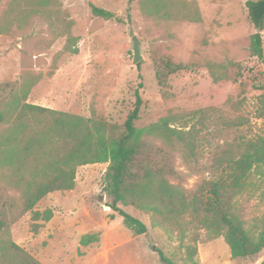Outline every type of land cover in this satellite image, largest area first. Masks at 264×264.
<instances>
[{"label": "rangeland", "instance_id": "obj_1", "mask_svg": "<svg viewBox=\"0 0 264 264\" xmlns=\"http://www.w3.org/2000/svg\"><path fill=\"white\" fill-rule=\"evenodd\" d=\"M89 3L120 20L93 16ZM245 0H0V83L27 90L26 102L82 118L98 119L121 130L141 98L137 127L167 118L181 131L173 139L168 176L187 199L208 181L226 177L228 163L247 139L264 136L257 118V96L264 92V65L249 51L254 27ZM130 18L128 19L127 14ZM132 31L142 58L132 63ZM264 50V29L261 33ZM185 68L160 88L155 61ZM1 131V130H0ZM156 147H168L149 136ZM107 162L76 167L74 186L44 195L31 210L10 223L0 238L18 244L42 264H260L264 249L248 257L230 256L222 236L209 238L192 217L166 231L151 214L120 207L147 226L134 234L106 207ZM263 169L244 177L237 196L243 218L264 214ZM5 171L0 170V182ZM19 189L7 188L15 202ZM51 211L49 220L31 228V211ZM181 226V227H180ZM86 237L87 243L81 239ZM195 245L189 260L186 247Z\"/></svg>", "mask_w": 264, "mask_h": 264}, {"label": "trees", "instance_id": "obj_2", "mask_svg": "<svg viewBox=\"0 0 264 264\" xmlns=\"http://www.w3.org/2000/svg\"><path fill=\"white\" fill-rule=\"evenodd\" d=\"M244 4L254 27L249 51L264 65V0H245ZM89 8L93 16L120 20L93 3ZM154 65L160 88L166 87L171 74L185 68L167 59L156 60ZM26 96L27 90L17 91L10 82L0 83V170L5 171L4 182H0V234L47 193L72 189L77 166L107 162L103 190L111 200L105 204L134 234L146 233L147 226L120 205L150 213L152 225L169 232L172 223L190 216L209 238L222 236L232 258L252 256L264 249V214L247 223L237 201L249 171L262 168L264 175V136L247 139L228 163L227 176L208 181L198 194L187 199L167 178L174 174L171 142L182 139L181 131L170 127L167 118L137 127L141 105L138 93L121 130L102 120L27 103ZM257 102L255 115L263 118L264 92L257 96ZM151 135L162 138L168 147L152 145L148 140ZM21 184L24 189L15 202L6 189H19ZM50 218L49 209L31 211L32 230H38L39 220ZM81 241L87 243L86 237ZM157 252L161 262L174 264L161 250ZM186 253L193 260L195 245H187ZM0 264L42 263L13 241L0 238Z\"/></svg>", "mask_w": 264, "mask_h": 264}, {"label": "water", "instance_id": "obj_3", "mask_svg": "<svg viewBox=\"0 0 264 264\" xmlns=\"http://www.w3.org/2000/svg\"><path fill=\"white\" fill-rule=\"evenodd\" d=\"M129 35L132 39V63H137L141 58V49H140V41L136 35L133 34L132 31L129 32ZM106 207H108L106 205Z\"/></svg>", "mask_w": 264, "mask_h": 264}]
</instances>
